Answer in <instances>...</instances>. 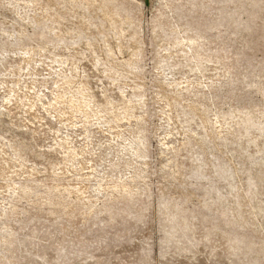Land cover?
<instances>
[{
	"label": "rangeland",
	"instance_id": "obj_1",
	"mask_svg": "<svg viewBox=\"0 0 264 264\" xmlns=\"http://www.w3.org/2000/svg\"><path fill=\"white\" fill-rule=\"evenodd\" d=\"M0 264H264V0H0Z\"/></svg>",
	"mask_w": 264,
	"mask_h": 264
}]
</instances>
